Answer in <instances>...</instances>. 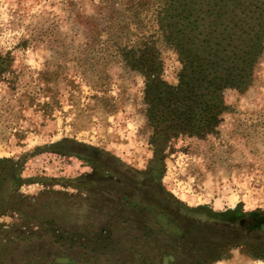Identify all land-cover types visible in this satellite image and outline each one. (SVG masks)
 I'll list each match as a JSON object with an SVG mask.
<instances>
[{"label":"rangeland","instance_id":"rangeland-1","mask_svg":"<svg viewBox=\"0 0 264 264\" xmlns=\"http://www.w3.org/2000/svg\"><path fill=\"white\" fill-rule=\"evenodd\" d=\"M123 4L124 0H0L4 62L0 68V160L21 169L15 196L33 207L26 210L27 216L36 218V211L49 199L73 209L71 219L59 218L62 230L56 233L50 225L7 209L0 216V258L11 262L22 258L26 244L21 240L29 237L44 250L38 238L49 232L56 242L48 250L54 264L58 258L87 264L91 241L83 229L121 225L107 219L104 207L96 212L101 185L112 191L115 184L129 181L126 172L146 175L155 152L160 151L148 125L145 78L116 64L104 70L79 61L90 54H83L88 33L78 20L107 13L99 12L105 6L122 10ZM163 61L162 79L177 86L181 69L177 56L166 52ZM224 100L229 110L215 132L179 135L162 150L159 182L165 193L200 213L202 208L222 214L237 210L243 226L229 225L234 219L230 215L217 218L220 223L213 218L217 227L210 244L202 229L186 224L190 231L184 251L172 246L178 260L167 252L138 264H163L169 257L174 261L168 264H264V220L246 216L264 214V55L253 86L243 94L227 90ZM124 191L117 189L115 199ZM89 201L96 207L83 218L80 209ZM144 201L155 203L150 196H144ZM159 205L176 212L170 204ZM140 224L133 221L130 226ZM206 229L212 233L214 227ZM106 258L98 264H118L115 258L105 262Z\"/></svg>","mask_w":264,"mask_h":264},{"label":"trees","instance_id":"trees-1","mask_svg":"<svg viewBox=\"0 0 264 264\" xmlns=\"http://www.w3.org/2000/svg\"><path fill=\"white\" fill-rule=\"evenodd\" d=\"M105 10L107 13L101 12L96 18L78 20L88 33L83 54H90L79 61L104 70L116 64L145 78L148 125L161 152H155L146 175L126 172L129 181L115 184L112 191L101 185L95 210L98 213L104 207L102 213L108 211L107 219H116L121 225H91L83 229L84 236L91 241L87 246L92 250L87 264H98L106 257L105 262H113L115 258L118 264L150 263L167 252L178 260L175 250L184 251L189 224L202 229L210 244L215 241V224L221 222L217 220L220 216L234 218L228 224L235 228L243 226L242 214L237 210L222 214L202 208L200 213V209L180 204L162 190L159 177L163 172L162 150L171 139L215 132L221 116L229 110L225 92L243 94L253 86L264 55V0H124L122 10L105 6L99 12ZM166 52L175 54L181 64L177 86L162 79ZM3 63L0 58V68ZM20 177L19 166L0 160V216L12 207L22 218L50 225L53 233L62 230L59 218L71 219L72 207L61 200L49 199L36 211V218L27 216L26 210L33 207L15 196ZM122 188L125 191L116 200L117 189ZM144 196L154 198L155 203L144 204ZM159 204H170L176 212ZM93 207L96 206L92 201L84 203L80 209L83 218L90 215ZM246 216H260L264 220V214ZM133 221L141 224L131 227ZM206 226L214 227L213 234L207 232ZM44 237H50V242H44ZM38 239L45 244L44 250L32 243V237L25 238L21 242L26 244V254L12 262L2 257L0 264H54L48 254L56 243L53 235L48 232ZM172 246L178 247L174 250Z\"/></svg>","mask_w":264,"mask_h":264},{"label":"water","instance_id":"water-1","mask_svg":"<svg viewBox=\"0 0 264 264\" xmlns=\"http://www.w3.org/2000/svg\"><path fill=\"white\" fill-rule=\"evenodd\" d=\"M262 229L264 230V226H262ZM168 260L170 261H174L173 257H169V258H164L163 259V264H168ZM56 264H69L70 263V259L69 258H58L55 261Z\"/></svg>","mask_w":264,"mask_h":264}]
</instances>
